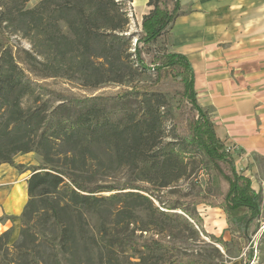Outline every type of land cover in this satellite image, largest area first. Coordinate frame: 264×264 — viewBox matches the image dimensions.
Masks as SVG:
<instances>
[{
	"label": "trees",
	"instance_id": "16d2710c",
	"mask_svg": "<svg viewBox=\"0 0 264 264\" xmlns=\"http://www.w3.org/2000/svg\"><path fill=\"white\" fill-rule=\"evenodd\" d=\"M27 1L0 0L6 19L31 39L50 75L76 78L89 87L132 82L138 68L151 70L142 48L167 35L182 14L179 0L172 9L169 0H149L153 9L143 17L142 34L131 53L130 17L124 0H42L24 9ZM160 61L154 69L158 75L179 69L176 77L184 85V98L198 113L188 137L166 143L161 111L165 105L156 92L138 93L137 106L121 95L65 99L51 111L38 101L24 107L25 98L33 96V87L11 50L0 42V166L12 165L16 155L31 152L44 162L28 179L29 200L21 215L20 238L9 246L11 229L0 235L1 264L9 263L11 249L14 263H31L28 250L37 238L33 221L58 230L63 253L75 252L76 240L68 224L73 209L112 217L109 226L101 222L98 238L91 237L92 247L105 253V264H225L232 243L247 244L259 231L261 194L251 178L238 171L234 156L199 106L190 60L169 52ZM104 145L111 163L139 172V181L160 189L189 178L185 159L191 154L201 156L225 184L222 203L208 205L224 211L231 241L204 230L194 208L203 202L195 198L191 207L187 194L166 202L144 193L150 189L132 185L134 191L98 195L118 189L90 187L80 175L96 174L94 167H101ZM62 156L66 167L60 164Z\"/></svg>",
	"mask_w": 264,
	"mask_h": 264
},
{
	"label": "rangeland",
	"instance_id": "374dc122",
	"mask_svg": "<svg viewBox=\"0 0 264 264\" xmlns=\"http://www.w3.org/2000/svg\"><path fill=\"white\" fill-rule=\"evenodd\" d=\"M41 1L29 0L23 7L24 9H32ZM124 1L130 17L127 34H132V44L129 51L133 53L137 39L142 34V25L137 21L132 0ZM174 3L175 0H169L168 8L172 9ZM4 11L5 9L0 4V42L11 50L15 61L24 71L34 90L33 96L25 98L24 107L31 106L34 101H38L40 104L46 103L51 111L64 102L65 99L116 98L121 95L128 99L130 104L137 106L138 93L143 94L152 91L163 96L165 106L161 111L165 113V143L180 140L190 135V124L197 119L198 113L188 100L184 98V85L176 77L179 69H166L161 71L159 75L154 70L160 64L161 56L170 52L171 40L169 34L162 36L156 43L142 48L144 62L151 70L138 68L137 75L135 74L132 82L123 84L111 82L102 84L99 87H89L83 85L76 78L50 75L45 70L44 57L38 54L28 36L19 31L17 27L11 25L10 21L6 19L7 15H4ZM62 28L65 30L64 25H62ZM132 58L135 59V57ZM132 108L134 109L135 106ZM106 150V145L101 147L100 158L103 162L102 164L100 163L101 167H94L95 175H92V172H83L80 175L81 179L87 181L90 187L96 185L100 187L114 186L118 189L116 192H101L98 195L109 196L113 193L134 191L131 189L132 185L150 189L151 191L144 193L148 196L154 195L166 202L187 194V200L191 207L193 206L191 204L192 200L195 198L203 202L193 207L203 220L204 230L210 235L222 238L224 241H231L233 236L224 211L219 207L208 205L211 202L218 205L222 203L223 194L226 191L225 184L222 178L218 177L207 166L201 156L191 154L185 159V162L188 163L189 173L191 172L189 178H182L170 188L160 189L156 185L139 181V172L111 163L108 160ZM236 151L238 150L236 149L234 152ZM28 155L34 159H31L32 161L30 159L25 160ZM19 157L24 162L22 168L19 167L20 170L33 172L35 167L44 164L43 158L36 152L16 155L13 159L14 164L17 163ZM234 158L238 171L251 178L254 189L261 194V227L249 243L246 244L241 241L240 244L232 243L230 245V254L227 255L225 264H264V155L244 153L241 150V152L235 153ZM63 163L65 161L62 156L60 164L63 165ZM223 168L228 172L226 165H223ZM151 198L153 199V197ZM154 201L157 205H160L156 199ZM103 220L109 226L112 217L90 213L84 209H81V212L76 209L71 211V218L68 219V224L72 230L73 238L76 240L77 250L70 254H65L61 251L58 230L45 227L43 222L37 224L33 221L32 224H35L34 231L37 238L35 244L28 250L29 259H31L30 264H105V253L96 246L92 247L93 241L91 242V237L98 238L99 227ZM18 221L20 225L19 233L15 235V232L11 229L9 246H12L20 238L21 216ZM219 247L224 251L221 246ZM251 252L252 257L249 258ZM10 253L8 264H18L11 260L15 257V251L11 249ZM20 264L25 263L21 262Z\"/></svg>",
	"mask_w": 264,
	"mask_h": 264
},
{
	"label": "crops",
	"instance_id": "0c3cea01",
	"mask_svg": "<svg viewBox=\"0 0 264 264\" xmlns=\"http://www.w3.org/2000/svg\"><path fill=\"white\" fill-rule=\"evenodd\" d=\"M132 2L142 25L153 6L149 0ZM179 3L182 14L168 33L170 52L190 60L199 106L233 156L241 150L264 155V0ZM23 165L19 157L0 166V235L10 229L19 233L32 175L19 169Z\"/></svg>",
	"mask_w": 264,
	"mask_h": 264
}]
</instances>
